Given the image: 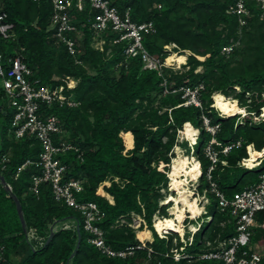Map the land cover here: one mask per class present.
Here are the masks:
<instances>
[{
    "label": "trees",
    "instance_id": "obj_1",
    "mask_svg": "<svg viewBox=\"0 0 264 264\" xmlns=\"http://www.w3.org/2000/svg\"><path fill=\"white\" fill-rule=\"evenodd\" d=\"M229 1L110 0L120 13L128 9L133 21L152 22L153 32L142 36V44L152 57L163 61L169 53L164 46L169 44L175 45L173 51L177 55L189 52L185 55L184 69L162 66L159 72L143 69L140 55H126L127 42L113 43L117 34L110 30L101 33L105 39L103 49H95L86 12L72 11L84 36L81 52L71 55L64 44L56 42L53 29L49 28V0H0L15 32L12 40L0 37L4 58L21 54L40 83L63 86L65 95L76 102L73 106L54 103L41 107L44 113L58 117L67 141L79 150L59 155L67 164L64 179L82 180L83 190L76 193V198L98 205L103 213L98 225L111 249L134 247L132 254L125 257L101 253L87 241L89 234L82 228L80 213L57 203L48 183L40 184L37 195L29 190L31 176L38 172L36 167H25L17 179L13 178L25 160L38 159L41 147L33 137L14 140L8 134L15 109L9 106V111L0 103V116L5 118L0 157L5 154L8 158L2 173L12 188L8 193L0 183V239L4 245V261L0 260V264H223L198 257L234 234L235 222L228 209L220 211L213 192L207 191L209 203L204 216L209 219L201 223L191 244L180 239L172 242L177 231H182L181 226L177 229L174 226L181 223V214L189 212L187 207L179 205L178 209L174 201L159 203L166 195L162 190L167 188L168 180L174 191L168 196L177 197L183 187H178L175 178H168V174L178 167L177 155L170 161L178 132L186 125L199 132L192 145L182 143L186 153L191 152L197 160H191L185 176L190 175L196 181L201 173L198 184L201 191L209 189L206 171L212 164V181L227 198L257 183L264 172V157L261 159L264 155H258L261 159L258 165H249L255 162L251 149L259 153L264 147V117L259 121L250 116L242 118L236 113L237 107H233L235 113L231 114L233 108H225H230L229 103L222 109L224 115L215 108H221L226 101H219L214 93L218 91L235 99L249 114L257 115L261 107L264 113V6L246 0L248 14L240 24L238 15L227 11ZM226 47L230 48L228 52ZM198 84L203 85L198 95L200 106H184L185 90ZM213 93L216 102L212 101ZM2 95L0 88V99ZM213 103L215 107L211 106ZM203 117L210 126L217 125L214 134L205 129ZM212 138L218 143L211 146L217 153L216 163L205 153ZM224 146H229L227 153L222 152ZM242 159L245 167L240 165ZM105 181L109 185L99 188L101 196L97 189ZM13 195L21 205L24 229ZM167 205L171 207L168 214L167 210L164 212ZM156 211L168 224L155 228L169 236L159 237L153 229ZM131 213L142 216L149 228L151 242H145L143 248H136L139 241L128 225ZM120 217L128 221L118 225ZM71 218L78 220V229L56 230L45 244L50 227ZM255 220L258 226L252 228L247 249L259 253L260 264H264V211L258 212ZM30 228L42 238V244L27 239ZM173 248L187 257L175 261L170 252Z\"/></svg>",
    "mask_w": 264,
    "mask_h": 264
},
{
    "label": "built area",
    "instance_id": "obj_2",
    "mask_svg": "<svg viewBox=\"0 0 264 264\" xmlns=\"http://www.w3.org/2000/svg\"><path fill=\"white\" fill-rule=\"evenodd\" d=\"M37 1V0H33ZM51 3V14L49 17V28L53 29V36L56 42L64 44L71 55L81 52V41L83 40V32L79 28L77 22L71 14L72 11L86 12L89 27L93 30L91 45L95 49H103L105 39L101 36L102 32L110 30L117 34L112 40L113 43L126 41L124 53L134 57L140 55L143 62V69H156L160 72L162 66H165V59L159 61L152 57L142 44V36L144 33L153 32L151 21L136 22L130 17L129 10L126 9L120 13L118 8L111 4L110 0H49ZM264 6V0H255ZM227 11L237 14L240 24L244 23V16L248 14L246 0H230ZM0 37L5 40L15 38L14 23L7 20V13L0 6ZM164 47H168L167 45ZM229 51L230 48H224ZM165 86V82L162 83ZM0 88L3 90L4 96L8 99L9 106L15 109L10 118L8 134L14 139L19 140L25 136L35 138L41 147L37 160H25L15 171L13 178L17 179L21 170L28 166H34L38 172L31 176V184L29 190L34 194H38V188L42 183L50 185L53 199L60 204L75 209L80 213L82 228L89 234L87 241L93 244L101 253L107 256L125 257L132 254L134 247H126L124 250H113L106 244L103 230L98 225L103 218V213L94 201H78L76 193L83 190L82 180L80 179H64L67 171V164L62 162L59 155L74 150L78 152V148L69 143L64 135V130L60 124L58 117L51 113H44L42 106H51L57 103L59 106L76 104L73 99L63 92V86H53L50 84L40 83L39 79L34 77V71L23 61V56L15 53L12 56L4 58L0 52ZM203 88L202 84H198L193 89H186L182 97L186 96L182 103L184 106L193 104L200 106L198 99L199 90ZM164 92H167L165 89ZM261 109L256 115L251 113L253 121L261 119ZM221 114V113H220ZM251 117V116H250ZM205 129L212 134L217 130V125L210 126L207 118L203 117ZM197 137V135H196ZM195 142V141H194ZM218 144L215 138H212L209 145L205 149L206 155L213 163L218 161L217 153L211 148L213 144ZM237 145L239 142L236 143ZM229 146L222 148L223 153H227ZM81 153H78V157ZM264 157V156H263ZM262 157V158H263ZM261 158V159H262ZM7 156L2 154L0 157V174L6 169ZM260 159V160H261ZM242 159L240 165L245 167ZM225 164L224 161H222ZM214 164L209 166L206 171V178L209 182V189H202L197 192L200 176L197 178L196 185L193 186V194L197 198L198 204L202 205L203 211L200 215L191 218L187 213L186 218L191 222H195L199 229L203 222V216L206 214V205L209 203L207 191L215 194L218 201L220 211L228 209L232 219L235 222L234 234L225 240L218 242L217 246L202 252L198 257L204 260L221 261L223 264H260L261 257L257 252H250L247 247L251 244L252 228L258 226L256 222V214L264 211V172L259 175V181L255 184L244 187L235 192L232 197L227 198L220 192L216 184L212 181L211 171ZM251 168V167H248ZM201 169V168H200ZM7 191L11 193V185L6 180ZM106 182V181H105ZM104 183V182H103ZM101 185V184H100ZM109 181H107V185ZM104 185L98 187L103 188ZM101 195V193L99 192ZM9 195V194H8ZM102 196V195H101ZM161 203V202H160ZM132 215L134 213H131ZM139 218L138 228L142 224L146 225L142 216ZM157 217H162L155 214ZM207 220L208 216H205ZM123 218L120 217L116 223ZM78 220L71 218L67 221L56 222L50 228L52 231L59 229H78ZM122 224V223H121ZM119 225V224H118ZM130 226V223L128 224ZM131 227V226H130ZM154 228V227H153ZM159 237H166V233H158ZM187 231L188 235L183 240L184 244H191L193 235L196 231ZM26 237L28 240H36L42 244V238L36 233L35 229L30 228ZM139 244L136 248L145 247L144 240L138 239ZM151 242V241H149ZM148 252L151 249L148 248ZM172 258L178 261L180 258L187 257L186 254L180 252L177 248L171 249ZM4 245L0 239V260L4 261ZM168 255V254H165ZM15 264V263H8Z\"/></svg>",
    "mask_w": 264,
    "mask_h": 264
},
{
    "label": "rangeland",
    "instance_id": "obj_3",
    "mask_svg": "<svg viewBox=\"0 0 264 264\" xmlns=\"http://www.w3.org/2000/svg\"><path fill=\"white\" fill-rule=\"evenodd\" d=\"M173 47H175V45L174 44H169V46H168V48L167 47H164L169 53H168V55H167V60H169L170 62L168 63V65H166V67H168V68H170V69H172V70H181V69H184L183 68V64H181V65H178L177 64V62L176 61H174V59H175V55H177L178 53H176L175 51H173ZM183 54H185V55H188L189 54V52L188 51H186V53L185 52H183ZM185 55H184V57H185ZM165 61V60H164ZM219 93V96H218V99H219V101H221L223 98L224 99H226V101L224 102V104H225V106H226V103H229V105H231L230 106V108H227V107H225L227 110H230L231 108H233V107H237L238 109H237V112L236 113H239L240 114V117H242V118H248L249 116H251V118L252 119H254L253 117H252V115H249V113L246 111V108L244 107V106H241L235 99H233V98H231V97H226V96H224L221 92H218ZM263 96V95H262ZM2 98L0 99V103H1V105L3 106V108L4 109H7V110H9L10 111V107H9V103H8V99L6 98V97H4L3 95L1 96ZM212 101H215L216 102V99L214 98V93L212 94ZM224 104H223V106L221 107V108H217V107H215L214 106V103L213 104H211V106H214L217 110H220V113H221V115H224L223 113H222V109H224ZM233 113H235V110H234V108H233V110H232V112H231V114H233ZM230 114V115H231ZM226 115V114H225ZM5 123V118H3L2 116H0V135H1V130H2V126H3V124ZM183 127H184V125H183ZM182 130V129H181ZM198 134V132H196V135ZM196 135L193 137V139L192 140H190V139H185V138H182L181 136H180V134H179V132H178V137H177V139H176V145H174V147H173V157H172V159H171V161H170V163H172V161L176 158V155H177V160H178V163H179V157H180V155H182L183 156V158L185 159L186 158V160H187V158L188 159H194L195 160V157L194 156H192L191 155V152L189 153V154H187L186 153V151H185V148L182 146V143H184V141L186 142V145L187 146H190V145H192L193 143H194V141L196 140ZM127 143H128V146H130L129 144L131 143V140L128 138V141H127ZM125 148L126 149H129V148H127L126 146H125ZM178 150V151H177ZM252 150V155L253 156H255V157H253V160H255V162H254V164L255 165H257L259 162H258V160H259V158L260 157H258V155L260 154V155H264V150H263V148L261 149V151L259 152V153H257V152H254L253 151V149H251ZM179 152V153H178ZM179 155V156H178ZM263 157V156H262ZM261 157V158H262ZM243 166V165H242ZM186 174H181V175H179V176H174V175H168L171 179H173V177L175 178V183L177 184V185H179L178 187H180L181 185L183 186L182 187V189L180 190V192H177V194H178V196L177 197H172V196H168L167 194H173L174 193V191H173V189H170L169 188V186H168V182H169V180H168V182H167V188L165 189V190H162V193H163V195H165V197L164 198H162L161 199V203H159L160 205H166V204H164V203H166V202H169V201H174L175 203H176V205H177V208L179 209V204H178V200H180L181 199V197L183 196V194L184 195H186L187 193L189 194V195H193L194 197L196 196L195 194H193V186H195L196 185V182H193L194 181V179L193 178H191V177H187V176H185ZM173 176V177H172ZM197 181V180H196ZM197 183H199L198 181H197ZM102 185H107V181L106 182H104V183H102L100 186H102ZM202 187H206V183H204L203 185H202ZM197 192H201V188H198L197 187ZM163 202V203H162ZM183 205H185V206H187V208H189L188 207V205H186V204H183ZM200 205V204H199ZM200 208H201V205H200ZM171 209V207H170V205H167V209H164V212H165V210H167V214H168V212H169V210ZM189 213V212H188ZM201 213H202V208H201ZM155 214H157V211L155 212ZM155 214L153 215V217H152V227H154V217H155ZM190 214V213H189ZM186 215H187V213H183V214H181V217H183L182 218V221H181V223L179 224V225H176V226H174V228H178V226H181V229H182V231H177V238H175V237H173V239H172V242H173V244H175L176 243V240H178V239H180V240H184L186 237H187V235H188V230L189 231H195L194 229H195V227H196V223H194V222H189V219L188 218H186ZM191 215V214H190ZM207 220V218H205V216H203V221H206ZM128 220H126L125 218H123L122 220H120L119 221V225L121 224V223H126ZM130 226H131V228L134 230V232H135V237L137 238V239H140V240H143V239H146V240H144V242H149L150 241V239H151V237H149V233H148V231H147V229H149L148 227H147V225H144V224H142L141 225V227L140 228H138V224H139V218H138V216H137V214H131L130 215ZM157 228V227H156ZM158 230H160V229H156V231L157 232H160V231H158ZM141 231V232H140ZM161 234H162V232H160ZM184 233V234H183ZM167 236H169V235H167ZM18 258V257H17Z\"/></svg>",
    "mask_w": 264,
    "mask_h": 264
},
{
    "label": "bare ground",
    "instance_id": "obj_4",
    "mask_svg": "<svg viewBox=\"0 0 264 264\" xmlns=\"http://www.w3.org/2000/svg\"><path fill=\"white\" fill-rule=\"evenodd\" d=\"M168 48V47H167ZM167 56H166V58H165V64L166 65H168V63L170 62L169 60H167ZM175 61L177 62V64L178 65H181V64H184L185 62H186V56L184 57V55H177L176 56V58H175ZM215 93V96L218 98V96H219V93H218V91H216V92H214ZM224 100V98L221 100V101H223ZM225 105V104H224ZM264 117V113H263V111H262V109H261V118H263ZM196 130H197V132H199L198 131V129L196 128H194L192 125H186L182 130H180L179 131V134H180V136L182 137V138H185V139H190V140H192L191 139V137L193 136V135H195V133H196ZM264 148V147H263ZM253 149V148H252ZM254 150V149H253ZM178 151V150H177ZM179 153V152H178ZM179 164H178V167L176 168V169H174V170H171L172 172L171 173H169L168 175L170 176V175H174V176H178L180 173H184V174H187L188 173V169H189V167H190V165H191V160L192 159H188L187 158V160H186V158L184 159L183 158V156L182 155H180V157H179ZM195 162H197V160L195 159ZM258 162L260 163V159L258 160ZM258 163V164H259ZM257 164V165H258ZM249 165H255L254 164V162H252V163H250ZM189 175V174H188ZM199 175H200V173H199ZM168 176V178H170ZM173 177V176H172ZM189 177H191L190 175H189ZM174 178V177H173ZM193 182H196V181H193ZM100 192V191H99ZM168 195V194H167ZM163 203V202H162ZM165 204V203H164ZM178 204L179 205H183V204H186V205H188V207L189 208H187L188 209V211H189V213L191 214H189V216L191 217V218H194V217H196V216H198V215H200L201 214V208H202V211H203V207H202V205H201V208H200V205L198 204V202H197V198L196 197H194L193 195L191 196V195H189L188 193L186 194V195H184L183 194V196L181 197V199L180 200H178ZM187 207V206H186ZM195 223V222H194ZM168 223H167V221H165V219H164V217L162 216V217H157V216H155L154 217V228L155 227H157V228H160V227H163V226H165V225H167ZM197 228H198V225H197V223H196V227H195V229L194 230H197ZM156 229V228H155ZM158 231H160L161 232V229L160 230H158ZM141 232V231H140ZM160 232H158V233H160ZM195 232V231H194Z\"/></svg>",
    "mask_w": 264,
    "mask_h": 264
},
{
    "label": "water",
    "instance_id": "obj_5",
    "mask_svg": "<svg viewBox=\"0 0 264 264\" xmlns=\"http://www.w3.org/2000/svg\"><path fill=\"white\" fill-rule=\"evenodd\" d=\"M0 183L4 187V189L7 191L8 189H7V185H6V182H5V178L1 174H0ZM12 199H13V201L15 203V206H16V209H17V213H18V216H19V219H20V222H21V226L24 229L25 228V221H24V218H23V214H22V209H21L20 202L17 199V197H15L14 195L12 196ZM52 235H53V231H52V228H50V234L47 237V239L45 241V244H47L50 241ZM79 241H80V239L78 237L76 247H78ZM74 253H75V251L70 255V258L74 255Z\"/></svg>",
    "mask_w": 264,
    "mask_h": 264
},
{
    "label": "clouds",
    "instance_id": "obj_6",
    "mask_svg": "<svg viewBox=\"0 0 264 264\" xmlns=\"http://www.w3.org/2000/svg\"><path fill=\"white\" fill-rule=\"evenodd\" d=\"M220 111V110H219ZM161 202V201H160ZM154 229V228H153Z\"/></svg>",
    "mask_w": 264,
    "mask_h": 264
},
{
    "label": "crops",
    "instance_id": "obj_7",
    "mask_svg": "<svg viewBox=\"0 0 264 264\" xmlns=\"http://www.w3.org/2000/svg\"><path fill=\"white\" fill-rule=\"evenodd\" d=\"M193 137V136H192ZM161 228V227H160Z\"/></svg>",
    "mask_w": 264,
    "mask_h": 264
}]
</instances>
